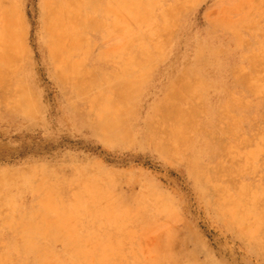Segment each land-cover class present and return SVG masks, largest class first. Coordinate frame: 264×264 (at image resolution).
<instances>
[{"label":"rangeland","instance_id":"rangeland-1","mask_svg":"<svg viewBox=\"0 0 264 264\" xmlns=\"http://www.w3.org/2000/svg\"><path fill=\"white\" fill-rule=\"evenodd\" d=\"M0 264H264V0H0Z\"/></svg>","mask_w":264,"mask_h":264},{"label":"bare ground","instance_id":"bare-ground-1","mask_svg":"<svg viewBox=\"0 0 264 264\" xmlns=\"http://www.w3.org/2000/svg\"><path fill=\"white\" fill-rule=\"evenodd\" d=\"M5 179H7V175L5 174H0V194H1V191H2V188L3 186H5L6 182Z\"/></svg>","mask_w":264,"mask_h":264}]
</instances>
